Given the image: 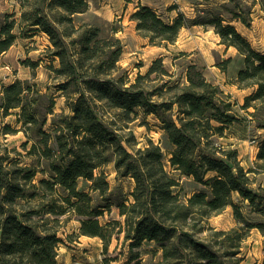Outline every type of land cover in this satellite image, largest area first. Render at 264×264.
<instances>
[{"label": "trees", "instance_id": "16d2710c", "mask_svg": "<svg viewBox=\"0 0 264 264\" xmlns=\"http://www.w3.org/2000/svg\"><path fill=\"white\" fill-rule=\"evenodd\" d=\"M34 2L31 12L23 11L22 23L39 26L51 35L56 47L54 55L62 64L59 73L71 77L79 89L70 104L71 113L60 117L51 103L42 111L31 96L33 86L28 81H16L3 89L0 109L6 116L15 111L28 137L22 146L30 158L36 157V162L23 165L20 159L11 157L7 144L0 141V264H59L58 232L61 218L70 209L86 217L81 234L101 237L106 252L113 238L110 227L117 225V233L124 235L132 251L144 242H156L163 252L158 264H239L237 256L248 231L263 225L244 218L233 194L238 193L264 213V193L262 189H253L249 174L255 171L245 170L238 151L226 150L216 142L235 121L231 115L233 104L220 86L210 82L203 69L194 64L188 67L185 86H170L168 89L174 94L155 102L163 94H156L143 81L150 80L156 72L163 77L170 75L162 59L156 60L145 76L139 75L135 83L127 85L110 72L123 53L121 40L101 37L99 27L84 24L77 29L73 24V15L86 12L89 0ZM257 3L264 9V0H253L252 4L247 0H229L218 8L201 11L196 19L180 14L172 23L163 21L152 8L141 6L132 20L151 44L160 46L175 43L188 25L213 28L222 44L236 48L244 57L245 67L238 74L237 84L255 88L243 106L248 109L251 101L264 105V50L256 51L232 22L251 27V13ZM23 6L25 9L26 5ZM54 9L71 23L67 36H77L78 40L57 39L52 24L59 18L53 14ZM16 24L14 20L9 27L2 28L0 54L14 45ZM74 42L79 48L71 47ZM99 58L100 70L90 73L86 61ZM107 63L108 70H104ZM51 101L54 103L52 97ZM102 106L121 111L127 126L139 117L138 110L156 115L170 144L168 154L153 141L138 149L129 144V151L120 139L115 115L101 112ZM49 114H53L50 131L46 129ZM5 131L7 127L2 130L4 135L8 133ZM29 132L34 137H29ZM167 158L173 171L193 177L203 189L184 200L178 191L180 179L166 169ZM258 160L264 164V140L260 142ZM104 162L115 163L118 177L135 180L133 201L117 204L124 224L114 221L104 226L99 220L101 212H88L82 206L92 202V198L78 190L80 179L91 181L93 189L102 194L109 190L104 172L95 175ZM39 174L43 175L40 179ZM230 206L239 223L244 224V231H215L222 239H200L198 234L204 231L205 222ZM233 235L237 237L233 239ZM140 257V252H136L131 260ZM105 264L110 263L106 260Z\"/></svg>", "mask_w": 264, "mask_h": 264}, {"label": "rangeland", "instance_id": "374dc122", "mask_svg": "<svg viewBox=\"0 0 264 264\" xmlns=\"http://www.w3.org/2000/svg\"><path fill=\"white\" fill-rule=\"evenodd\" d=\"M247 1L250 4L253 2V0ZM228 2L229 0H89V8L86 12L73 15V24L77 29L84 24L99 27L101 37L121 40L123 53L116 67L110 69V72L114 77L122 78L127 85L135 83L139 75L145 76L155 61L162 59L163 66L170 75L163 77L156 72L150 76V80L143 81V84L153 87L152 90H155L156 94H163V97H158L155 102H161L174 94L168 89L170 86L176 84L182 87L188 83L189 66L196 64L203 69L207 79L220 86L224 96L233 104L231 115L234 116L235 121L224 131L223 137L216 138V142L226 150L238 151L239 161L245 170L255 171L249 174L254 181L253 189H262L264 193V164L258 160L260 142L264 140V127H260L264 124V105L251 101L248 109L243 107L246 98L255 91L253 87H240L237 84L238 74L245 67L244 57L236 48L222 44L220 36L211 27L188 25L182 29L175 43H165L160 46L151 44L149 38L137 30L136 22L132 20L133 14L140 10L141 6L152 8L163 21L172 23L180 14L192 20L196 19L201 11L218 8ZM23 5H26L25 9ZM33 8H35L34 0H0V33L2 28L9 27L14 20L17 21L13 30V34L17 37L14 45L0 54V104L4 87L16 81H28L33 86L31 96L37 104H40L43 112L52 104L53 111L58 117L62 114L68 115L71 113V102L78 96L76 92L79 85L71 77L59 73L62 64L60 58L54 55L56 47L51 35L39 26L31 27L30 24L22 23L23 11L26 10L28 13ZM52 12L59 18L57 23L52 24L57 39L68 42L78 40L77 36H67L68 24L71 23L62 13L57 9ZM251 16L253 19L251 27L238 21L232 22V25L256 51L263 52L264 9L259 3L253 6ZM71 34H73L72 31ZM103 45L102 43L101 46ZM79 46L76 42L71 44L73 48H79ZM86 62L90 73L100 70V58L88 59ZM108 65L107 63L104 70H108ZM68 82L71 83L63 89ZM166 82H168L167 85ZM99 110L104 111L106 115L111 113L115 115L120 139L129 151L132 150L129 144L138 149L145 147L149 141H153L168 154L170 144L163 129V123L156 115H146L142 110H138L139 117L127 126L121 119L123 117L121 111L111 110L106 106H102ZM52 118L53 114H49L46 126L48 131L53 123ZM6 127L5 132L8 133L4 135L2 130ZM23 127L18 122L15 111L6 116L0 109V141L7 144L13 159L18 158L23 165H31L36 162V157L30 158L22 146L28 140ZM28 136L34 137V133L29 132ZM30 147L31 144L28 149ZM165 164L166 169L180 179L181 186L178 191L184 200L203 189V186L193 177L183 176L173 171L168 158ZM101 172H104L107 178L109 190L102 194L93 189L91 181L80 179L78 190L89 194L92 198V202L82 206L88 212H101L99 220L104 226L114 221L124 224L125 219L120 215L117 204L133 201L135 180L131 177H118L114 162L102 163L95 175ZM210 176L212 174L208 177ZM42 177L43 175L39 174L37 178ZM60 192L65 194L62 189ZM233 201L249 223L263 225V228L254 227L248 231L246 239L241 244V253L237 256L240 260L239 264H264V213L253 208L250 202L238 193L233 194ZM85 219V216L71 209L61 218L58 232L61 242L57 248L59 264H105L106 260L110 264H158L162 260L163 252L156 242L147 241L138 249L130 250L124 235L117 233L119 230L117 225L110 227L113 238L106 252L105 243L101 237L81 234L82 221ZM243 226L244 224H240L236 218L234 208L230 206L220 214L210 217L205 222L204 231L199 233L198 237L202 240H220L222 238L217 237L215 231L239 230L242 233ZM236 237L237 235L232 236L233 239ZM136 252H140L141 257L131 260Z\"/></svg>", "mask_w": 264, "mask_h": 264}]
</instances>
